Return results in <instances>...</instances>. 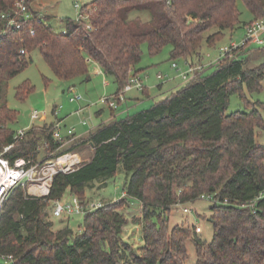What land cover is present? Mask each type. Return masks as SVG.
Masks as SVG:
<instances>
[{"label":"trees","instance_id":"16d2710c","mask_svg":"<svg viewBox=\"0 0 264 264\" xmlns=\"http://www.w3.org/2000/svg\"><path fill=\"white\" fill-rule=\"evenodd\" d=\"M33 1L26 2L32 17L17 30L1 19L14 11L16 0H0V156L11 166L22 159L29 167L87 146L93 154L74 171L56 174L47 196H32L27 186L9 193L0 209V264H187L189 241L195 264H264V144L257 134L264 131V103L249 102L244 94L263 91L264 65L247 68L240 52L250 45L146 110L119 120L112 109L110 121L71 142L68 135L54 137L56 108L54 121L33 125L19 138L10 128L18 114L6 100L9 82L27 69L35 50L62 81H89V65L96 64L113 79L115 94L143 71L137 67L144 44L151 57L170 47L172 63L203 66V46L215 47L242 25L239 0H95L78 19L66 20L60 33ZM241 1L253 17L246 29L264 19V0ZM33 90L25 83L16 97L23 101ZM232 94L249 111L227 114ZM121 172L127 177L118 202L87 211L77 231L67 224L54 229L56 202L69 193L85 205L94 182L106 184ZM202 196L214 202L210 243L194 227L169 228L175 208ZM131 201L142 208L136 220L142 226L140 253L122 240L128 224L123 211ZM9 256L11 263L4 259Z\"/></svg>","mask_w":264,"mask_h":264},{"label":"rangeland","instance_id":"374dc122","mask_svg":"<svg viewBox=\"0 0 264 264\" xmlns=\"http://www.w3.org/2000/svg\"><path fill=\"white\" fill-rule=\"evenodd\" d=\"M95 0H34L32 3L35 11L40 12L46 18V23L52 26L57 32H63L65 28L66 20L78 19L81 8L90 6ZM239 12L241 13L242 25L236 28L233 32H226L225 37L217 43L213 48H208L206 45L202 49V65L204 67L205 75H211L215 72L214 66L219 58V51L221 48L229 47L233 43L240 45L246 37V27L244 23H250L253 20L251 13L246 8L245 4L239 0L237 3ZM143 57L138 65L137 69H142L139 74L142 79L144 88L149 89V97L142 98L141 102L128 105L131 108L128 113L133 115L142 110L150 108L155 102L164 100L172 93L177 92L183 86V82L176 71L172 70V61H170V47H167L163 52L156 57H151L147 51V45L142 47ZM245 52V53H244ZM241 51L242 58L247 68H254L264 65V48L263 46L250 45L246 51ZM210 55V57H208ZM31 62L25 71L17 75L9 82V88L7 90L6 100L8 107L18 114V118L15 123L10 125L16 133L27 132L33 125H39L41 121H33L32 114L34 111L40 113V116L46 117V121L51 122L55 120L53 109H57L56 121L62 122V130L74 128L78 129H91L96 124L105 121L110 117L111 113L109 109L99 104L100 100L110 94L116 89L114 81L111 77L102 76V74H96L95 69L98 68L96 64L90 63L89 75L87 81L86 77L77 78L73 81L58 80L53 74L49 65L44 61L40 52L35 50L31 54ZM181 69L185 68L184 63H178ZM196 64V63H195ZM211 64V65H210ZM213 64V65H212ZM158 74H162L165 79L162 81L157 80ZM177 77V78H176ZM170 81V79H175ZM168 80V81H167ZM108 83L109 87L106 88L105 83ZM30 84L34 90L26 97L25 100L17 99V88ZM107 85V86H108ZM263 91L250 93L245 89V97L249 102L260 101L264 103V79L262 81ZM159 86H162L161 88ZM72 90V91H71ZM136 92H130L129 95H135ZM82 96L84 101L81 104H71L70 98L73 96ZM97 105L87 110L81 118L73 115L78 111V108L86 107L87 105ZM250 106L242 99L238 94H232L230 97V103L227 110V114H232L237 111H249ZM102 111L100 120L95 118L96 113ZM128 113L117 115V119H125ZM264 119V111L262 112ZM80 119L87 122L88 126L83 128L80 125ZM258 141L264 144V131L258 130ZM93 153V150H92ZM91 148L89 146L84 147L81 151L71 153L76 155L74 159L76 164L79 163V159H87L92 155ZM78 154V155H77ZM81 157V158H80ZM79 158V159H78ZM83 161V160H81ZM78 164L75 166L77 168ZM126 174L121 172L114 179L107 180L106 184H101L96 181L91 187L87 189L86 195L90 203H111L116 200L118 202L124 195V183L126 180ZM29 186H27V191ZM35 194V193H33ZM38 195V194H37ZM35 196V195H32ZM36 197H39L36 196ZM133 205L129 203L127 209L123 211L128 224L123 229L122 240L127 243L133 250L140 253V249L143 247V235L142 226L137 219L142 217V208L137 201H132ZM214 202L209 200L199 199L195 203L180 205L175 208L169 216V228L172 229L176 226L185 227H199L202 233L199 237L208 243L213 239V226L209 219L212 215V207ZM190 210V213H185L184 210ZM51 219L54 223V229L60 230L67 224L71 229L77 231L79 225L82 223V216H74L71 219L55 218L51 215ZM65 221V223H64ZM189 253V260L187 264H195L197 261L195 245L192 241L187 244Z\"/></svg>","mask_w":264,"mask_h":264},{"label":"built area","instance_id":"2783aa9c","mask_svg":"<svg viewBox=\"0 0 264 264\" xmlns=\"http://www.w3.org/2000/svg\"><path fill=\"white\" fill-rule=\"evenodd\" d=\"M28 0H16L15 9L11 13H4L1 15V19L6 21L7 27H15L17 30H20L23 26L22 23H26L30 20L32 15L27 11L26 2ZM80 17V15H79ZM78 17V18H79ZM22 19V20H21ZM20 21V22H19ZM33 34L34 32L31 31ZM257 45L264 46V19L254 23L246 29V37L243 42L238 45L233 43L229 47L221 48L219 51V58L216 61V64L220 63L228 57H233L235 53L239 51L245 45ZM21 54H25L24 50L20 51ZM172 70L176 71L178 77L182 80L183 83H187L192 79H195L198 75L204 72V66H194L187 65L186 68L181 69L179 64L172 63ZM165 77L162 74H158L157 80L162 81ZM144 86L140 76H135L130 78L128 83L124 86L123 90L118 94L112 96L103 97L99 104L106 106L109 110L118 109L119 102L120 104L126 100V96L129 92L132 91H143ZM82 96H74L70 99L71 103H76L82 101ZM84 111L83 108L76 111L77 115H81ZM46 117L40 116V113L34 111L32 114L33 121H42ZM83 126H88L87 122L81 120ZM60 123L56 125L54 137L58 140L62 139L61 132L59 130ZM24 132L19 133V138L24 136ZM67 135L69 141H73L75 136V129L70 128L67 130ZM10 149L7 148V150ZM77 157L68 153L55 160L45 161L44 163H38L32 166H29V163L25 160H17L14 166H11L7 160L0 156V209L3 202L7 199L9 193L23 186H29V190L32 186L43 187L44 185L48 186V191L43 195L49 194V188L53 182L54 176L58 173H69L74 171L75 164L70 166L71 159H76ZM200 199L213 201V197L202 196ZM105 203H87L85 205L74 198L70 201H58L55 203L52 210V214L55 218H72L74 216H83L87 211H93L102 207ZM185 213H190V210L185 209ZM196 233L201 234L202 230L199 227H196ZM9 263L12 262L13 258L11 256L4 258Z\"/></svg>","mask_w":264,"mask_h":264},{"label":"crops","instance_id":"0c3cea01","mask_svg":"<svg viewBox=\"0 0 264 264\" xmlns=\"http://www.w3.org/2000/svg\"><path fill=\"white\" fill-rule=\"evenodd\" d=\"M98 67V66H97ZM95 72H96V74H102V76L103 77H105L104 76V74H103V72H102V70L98 67V68H96L95 69ZM106 78V80H107V77H105ZM177 78V77H176ZM176 78L175 79H170V81H172V80H176ZM179 78V77H178ZM168 81V80H167ZM184 84V83H183ZM108 85V83L106 82L105 83V86H106V88H108L109 87V85ZM116 86V85H115ZM160 88L162 87V86H159ZM148 91V94H149V89L148 88H146L145 87V90L144 91ZM72 91V90H71ZM116 91H117V87H116V89L113 91V92H111L110 94H107V95H114L115 93H116ZM132 92H136V94L135 95H129L130 94V92L127 94V96H126V100L123 102V103H121L120 104V106L118 107V109H117V112H116V116L117 115H122V114H126V113H128V111L131 109V108H129L128 107V105L129 104H131V103H134L135 105V107L134 108H136V105H137V103H139V102H141V100H142V98H143V96H144V92H138V91H132ZM131 92V93H132ZM95 106H97V105H93V106H91L90 104L89 105H87L86 107H82L83 109H84V111L82 112V114L81 115H77L76 114V112H74L73 113V115L74 116H76V117H78V118H81V116L87 111V110H89L91 107H95ZM80 109V108H79ZM110 111V113H111V110H109ZM97 113H99V115L97 116ZM96 113V117L95 118H97V119H99L100 120V117H101V114H102V111H98ZM129 114V113H128ZM127 114V115H128ZM112 119V116L110 115V117L109 118H107L105 121H102L101 123H104V122H108V121H110ZM46 120V118L45 119H43L41 122H44ZM81 120L82 119H80V125L81 126H83L82 124H81ZM61 123V127H62V122H60ZM101 123H98V124H96V126H94L93 128H91V129H81L80 131L78 130V129H75V136H76V139H81V138H86L87 136H88V134H89V132L90 131H92L93 129H95L97 126H99ZM86 126H83V128H85ZM61 134H62V136H67V129L65 130V132H63V130L61 131ZM91 148V153H92V150H93V148L92 147H90ZM71 154V153H70ZM93 154V153H92ZM78 155V154H77ZM74 156H76V155H74ZM77 157V156H76ZM91 157H92V155L90 156V157H88L87 159H79V164H80V166L82 165V164H84V163H88V162H90V160H91ZM81 158V157H80ZM81 160H83V161H81ZM80 166H78V167H80ZM77 167V168H78ZM76 169V168H75ZM74 169V170H75ZM49 190H50V188H49ZM28 193L30 194V195H35V196H38L37 194H33L30 190H28ZM125 194V193H124ZM44 196H47V195H39V197H44ZM74 198H76V197H72L69 193H67L66 195H65V197L63 198V200L62 201H70V200H73ZM114 202H116V200H114ZM130 204L131 205H133V203H132V201L130 202ZM139 205H140V207H141V204L139 203ZM52 216H53V214H52ZM54 217V216H53ZM62 221H63V219H62ZM64 223H65V221H64ZM64 226L66 225V224H63ZM63 227V226H62Z\"/></svg>","mask_w":264,"mask_h":264},{"label":"bare ground","instance_id":"6f19581e","mask_svg":"<svg viewBox=\"0 0 264 264\" xmlns=\"http://www.w3.org/2000/svg\"><path fill=\"white\" fill-rule=\"evenodd\" d=\"M75 164H76V162L74 161V159H71L70 166H73ZM30 191L32 193H35V194H38V195H42V194H45L48 191V186H46V185H44L43 187L32 186L30 188Z\"/></svg>","mask_w":264,"mask_h":264}]
</instances>
